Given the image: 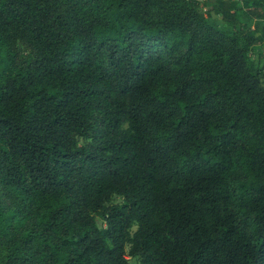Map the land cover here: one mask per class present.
Segmentation results:
<instances>
[{"label": "trees", "instance_id": "obj_1", "mask_svg": "<svg viewBox=\"0 0 264 264\" xmlns=\"http://www.w3.org/2000/svg\"><path fill=\"white\" fill-rule=\"evenodd\" d=\"M262 1L0 0V264H264Z\"/></svg>", "mask_w": 264, "mask_h": 264}, {"label": "rangeland", "instance_id": "obj_2", "mask_svg": "<svg viewBox=\"0 0 264 264\" xmlns=\"http://www.w3.org/2000/svg\"><path fill=\"white\" fill-rule=\"evenodd\" d=\"M214 1V0H210ZM264 13V0L262 1V10ZM241 19L243 22H248L251 24V27L256 25H264V21L258 15H253L249 17L248 15H241ZM209 20L213 21L219 27H225L227 29H231V26L222 20L220 15L211 13L209 16ZM251 59L257 63L259 67H262V76L264 77V42L254 45L249 53ZM118 201V199H115Z\"/></svg>", "mask_w": 264, "mask_h": 264}]
</instances>
